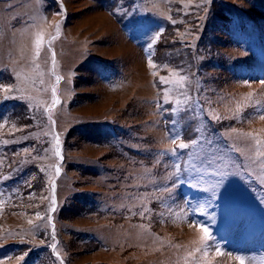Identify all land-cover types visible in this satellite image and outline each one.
Instances as JSON below:
<instances>
[{
	"label": "rangeland",
	"instance_id": "374dc122",
	"mask_svg": "<svg viewBox=\"0 0 264 264\" xmlns=\"http://www.w3.org/2000/svg\"><path fill=\"white\" fill-rule=\"evenodd\" d=\"M262 115L264 0H0V264H264Z\"/></svg>",
	"mask_w": 264,
	"mask_h": 264
},
{
	"label": "snow or ice",
	"instance_id": "6c2138e0",
	"mask_svg": "<svg viewBox=\"0 0 264 264\" xmlns=\"http://www.w3.org/2000/svg\"><path fill=\"white\" fill-rule=\"evenodd\" d=\"M152 66H155V65H152ZM260 118L264 119V115H262ZM179 147H180V149L183 150L185 148V144H180ZM57 156H60L59 152H57ZM57 172H59V169H57ZM226 175H227L226 173L219 174L218 179H217V184L214 187V194H217V192L219 190V187H222V185H223V183L225 181ZM36 215L39 216V213H37ZM200 230L205 234V237L209 236V232H208V228L207 227L201 226ZM241 264H243V261H241Z\"/></svg>",
	"mask_w": 264,
	"mask_h": 264
}]
</instances>
